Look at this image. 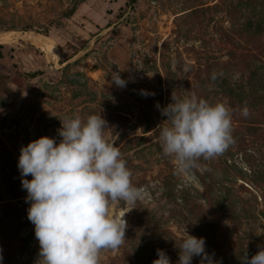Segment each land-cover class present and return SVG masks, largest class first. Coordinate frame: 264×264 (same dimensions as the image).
Returning a JSON list of instances; mask_svg holds the SVG:
<instances>
[{
  "label": "rangeland",
  "instance_id": "374dc122",
  "mask_svg": "<svg viewBox=\"0 0 264 264\" xmlns=\"http://www.w3.org/2000/svg\"><path fill=\"white\" fill-rule=\"evenodd\" d=\"M80 1L0 0V34L35 32L53 44L0 45V264L39 261L21 147L42 136L59 143L61 120L76 115L101 114L105 139L142 189L135 204L110 205L125 214L126 241L100 264H152L157 249L176 264L186 233L228 258L264 247V0H87L64 18ZM117 72L125 88L112 83ZM172 94L222 102L232 114L234 143L182 174L160 144Z\"/></svg>",
  "mask_w": 264,
  "mask_h": 264
},
{
  "label": "clouds",
  "instance_id": "9594fccd",
  "mask_svg": "<svg viewBox=\"0 0 264 264\" xmlns=\"http://www.w3.org/2000/svg\"><path fill=\"white\" fill-rule=\"evenodd\" d=\"M217 78L214 72L211 80ZM112 83L127 86L118 72L112 75ZM142 94L147 95L143 90ZM160 112L168 122L160 130L162 152L172 157L178 174L201 167L202 159L213 160L234 143L231 110L222 102L211 104L194 94L179 99L172 94V102ZM249 114L245 105L241 115ZM61 124L59 143L42 136L22 146L18 159L30 203L27 218L40 246L38 264H100L101 253L115 251L126 241L125 214L114 216L110 205L135 204L142 189L133 185L120 150L105 139L108 122L101 114L86 120L66 117ZM178 249L176 264H192L194 257H200V264H221L206 251L203 237L186 233ZM156 251L158 258L152 264H171L165 250ZM241 264H264V247L251 258L245 252Z\"/></svg>",
  "mask_w": 264,
  "mask_h": 264
},
{
  "label": "trees",
  "instance_id": "16d2710c",
  "mask_svg": "<svg viewBox=\"0 0 264 264\" xmlns=\"http://www.w3.org/2000/svg\"><path fill=\"white\" fill-rule=\"evenodd\" d=\"M87 0H81L80 3H76V5L69 11H66L63 16L66 19H71L72 17H74V15L77 13L79 5L85 3ZM31 27H25L24 31L25 32H29ZM9 31H15V29H11ZM39 73H33V74H29L28 77L29 78H35L38 76ZM254 131H256V129H252ZM260 249H258L255 245L251 244L250 247H248L246 250H244L243 254L240 255L237 258H228L226 257V255L222 254V253H214V259L217 261H220L221 264H241V259L243 258V255L245 254V252H247V255L249 258H251V256L255 255ZM206 251L209 254H212V251L210 249H206Z\"/></svg>",
  "mask_w": 264,
  "mask_h": 264
},
{
  "label": "bare ground",
  "instance_id": "6f19581e",
  "mask_svg": "<svg viewBox=\"0 0 264 264\" xmlns=\"http://www.w3.org/2000/svg\"><path fill=\"white\" fill-rule=\"evenodd\" d=\"M17 39H25L32 42L33 44L39 45L40 47L42 46L44 49L51 48V45H53L51 41H49L45 36L41 34H37L35 32L22 34L16 31L1 33L0 45H7L8 43L16 41Z\"/></svg>",
  "mask_w": 264,
  "mask_h": 264
},
{
  "label": "water",
  "instance_id": "95a60500",
  "mask_svg": "<svg viewBox=\"0 0 264 264\" xmlns=\"http://www.w3.org/2000/svg\"><path fill=\"white\" fill-rule=\"evenodd\" d=\"M133 4L136 2V0H132Z\"/></svg>",
  "mask_w": 264,
  "mask_h": 264
}]
</instances>
